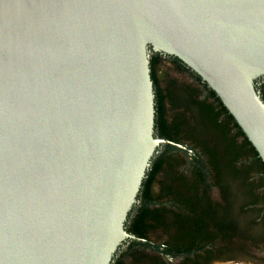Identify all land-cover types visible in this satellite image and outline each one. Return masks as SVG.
I'll use <instances>...</instances> for the list:
<instances>
[{"label": "water", "instance_id": "water-1", "mask_svg": "<svg viewBox=\"0 0 264 264\" xmlns=\"http://www.w3.org/2000/svg\"><path fill=\"white\" fill-rule=\"evenodd\" d=\"M264 163V0H0V264H110L151 156L148 48Z\"/></svg>", "mask_w": 264, "mask_h": 264}, {"label": "trees", "instance_id": "trees-1", "mask_svg": "<svg viewBox=\"0 0 264 264\" xmlns=\"http://www.w3.org/2000/svg\"><path fill=\"white\" fill-rule=\"evenodd\" d=\"M148 61L154 96L153 138L188 142L202 154L204 164L180 171L184 161L170 146L160 144L150 158L123 229L147 239L162 228L170 239L167 245L177 244L186 252L210 242L222 247L225 257L236 254L237 241L247 242L254 236L253 206L264 200V163L217 94L191 68L152 47L148 48ZM161 64L189 74L196 86L168 76L160 80ZM254 88L264 103V75L254 80ZM254 175L259 178L253 179ZM213 185L223 188V212L210 201ZM164 200L171 205L161 206ZM142 247L125 239L110 264H148Z\"/></svg>", "mask_w": 264, "mask_h": 264}, {"label": "flooded vegetation", "instance_id": "flooded-vegetation-1", "mask_svg": "<svg viewBox=\"0 0 264 264\" xmlns=\"http://www.w3.org/2000/svg\"><path fill=\"white\" fill-rule=\"evenodd\" d=\"M186 75L194 81V84H191V86L195 87L196 81L194 78L189 74ZM204 96L205 93H203V97ZM171 143L180 146L176 147L166 144L173 149L178 158L184 161V165L180 168V171H187L193 165L200 166L204 164V157L202 154L194 150L192 145L188 142H182L180 144ZM252 178L257 179L259 176L254 175ZM222 189L223 188L218 185H213L209 191L210 201L214 206H218L221 212L226 208ZM170 203L172 202L164 200L161 206L169 207L171 205ZM253 209L255 210V223H253L251 227L254 229V236L252 235V238L247 240V242L243 239H239L237 241L239 244V251L228 257L221 254L222 247L218 245L214 246L210 242L206 243L201 249H194L190 252H186L185 248L178 247L177 244H174V246L171 244V247L167 245L170 239L163 233L162 228L156 231V233H150L147 239H143V243H137L143 245V253L148 256V264H264V200L259 201L257 205L253 206ZM197 255L200 257L198 258Z\"/></svg>", "mask_w": 264, "mask_h": 264}, {"label": "rangeland", "instance_id": "rangeland-1", "mask_svg": "<svg viewBox=\"0 0 264 264\" xmlns=\"http://www.w3.org/2000/svg\"><path fill=\"white\" fill-rule=\"evenodd\" d=\"M158 75L160 80H163L165 76H168L171 79L178 80L180 83H185L189 85L194 84V81H192V79L186 74L179 73L175 69L163 64H161L160 67L158 68ZM157 190L158 187L156 186L155 191Z\"/></svg>", "mask_w": 264, "mask_h": 264}]
</instances>
